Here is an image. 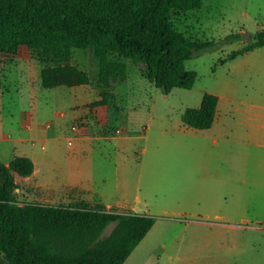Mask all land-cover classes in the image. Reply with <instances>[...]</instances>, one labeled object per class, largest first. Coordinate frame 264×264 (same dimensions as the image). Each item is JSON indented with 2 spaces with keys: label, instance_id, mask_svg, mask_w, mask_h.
<instances>
[{
  "label": "rangeland",
  "instance_id": "374dc122",
  "mask_svg": "<svg viewBox=\"0 0 264 264\" xmlns=\"http://www.w3.org/2000/svg\"><path fill=\"white\" fill-rule=\"evenodd\" d=\"M173 22L192 40L221 42L232 34L241 36L188 60L187 69L198 73L195 86L174 88L170 94L144 78L129 59L127 97L108 101L106 125L93 108L102 100L93 48L87 52L88 83L72 86L65 63L45 65L38 53L4 58L0 160L7 166L15 156L37 162L34 174L16 190L19 206L86 202L77 198L80 189L72 182L90 173V194L126 205L117 207L120 213L141 214L138 206L154 217V227L124 264H264V209L241 213L227 205L231 211L225 212L232 216L228 222L183 217L173 198L171 157L173 135L184 125L183 112L200 107L204 93L218 92L234 74L219 60L257 43L264 32V0H205L200 10L176 13ZM243 61L239 75L235 73L238 78L244 77L249 87L264 82V46ZM44 78L54 86H45ZM55 156L60 158L59 170L49 167ZM175 191L182 199L183 190ZM86 203L102 204L97 199ZM114 228L112 223L103 236Z\"/></svg>",
  "mask_w": 264,
  "mask_h": 264
},
{
  "label": "trees",
  "instance_id": "16d2710c",
  "mask_svg": "<svg viewBox=\"0 0 264 264\" xmlns=\"http://www.w3.org/2000/svg\"><path fill=\"white\" fill-rule=\"evenodd\" d=\"M205 0H0V90L4 58L38 53L43 64L61 65L68 85L86 84L87 52L99 60L102 100L93 108L108 123V101L127 97L128 60L149 82L170 94L191 89L198 73L186 62L205 51L240 39L221 42L192 40L173 22L176 13L200 10ZM264 46L236 50L219 65ZM49 70L45 69L44 73ZM70 74H69V72ZM44 84H54L44 78ZM219 97L205 93L199 108L182 114L185 126L207 130L215 121ZM35 172L28 156H15L9 166L0 160V264H124L155 225L147 214L120 213L104 204H42L19 206L16 190ZM115 228L103 234L109 225Z\"/></svg>",
  "mask_w": 264,
  "mask_h": 264
},
{
  "label": "crops",
  "instance_id": "0c3cea01",
  "mask_svg": "<svg viewBox=\"0 0 264 264\" xmlns=\"http://www.w3.org/2000/svg\"><path fill=\"white\" fill-rule=\"evenodd\" d=\"M252 51L223 64L234 74L227 77L222 89L212 93L219 97L212 127L197 130L183 125L173 135V198L178 200L183 217L228 222L232 216L225 212L229 209L225 208L227 205L241 213L264 209V82L249 87L244 77L238 78L243 60ZM59 159L51 158L49 167L59 170ZM90 176L89 173L81 181L72 182L80 189L78 199L86 202L97 199L108 207L121 209L126 206L90 194L87 185ZM62 185L58 184L60 192ZM175 190H183L182 199ZM182 200L187 202L188 209Z\"/></svg>",
  "mask_w": 264,
  "mask_h": 264
},
{
  "label": "water",
  "instance_id": "95a60500",
  "mask_svg": "<svg viewBox=\"0 0 264 264\" xmlns=\"http://www.w3.org/2000/svg\"><path fill=\"white\" fill-rule=\"evenodd\" d=\"M250 34L248 33V36H249ZM246 34L244 35V38H246V37H248Z\"/></svg>",
  "mask_w": 264,
  "mask_h": 264
}]
</instances>
